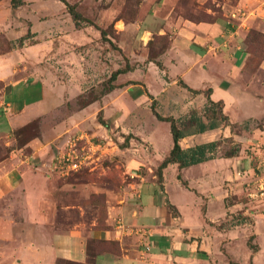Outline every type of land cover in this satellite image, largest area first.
Returning <instances> with one entry per match:
<instances>
[{
    "label": "crops",
    "instance_id": "0c3cea01",
    "mask_svg": "<svg viewBox=\"0 0 264 264\" xmlns=\"http://www.w3.org/2000/svg\"><path fill=\"white\" fill-rule=\"evenodd\" d=\"M12 1L0 0V124L7 131H13L39 118L47 121L45 125L50 126V133H55L53 127L57 123L52 121L57 119L56 104L49 105V85L45 80L51 77V63L60 62L66 67L65 63L71 59L84 58V55L86 58L96 35L91 32V26L76 27L60 0H20L19 4ZM230 1L217 4L221 10L213 21H193L180 15L169 17L168 24L157 29L159 34L170 33L167 48L157 58L162 67L152 61L146 65L148 70L156 71L151 78L152 88L145 81L147 74L143 73L144 77L138 80L145 86L135 85L142 91L134 89L132 84L125 86L121 108L144 102L151 106L155 101L158 108L167 110L163 116L179 117L181 111L184 114L202 107L207 100L204 91L210 89V98L223 102V111L230 121L263 119L264 56L260 59L253 56L246 48L245 39L250 30L264 35V0ZM19 38L23 39L21 43L17 42ZM8 41H12V46H8ZM84 49L83 55L80 51ZM92 51L89 57L100 60L95 48ZM125 73L129 74H120ZM90 106L70 111L63 120L64 128L69 125L66 121L84 119L93 105ZM213 130L184 136L180 145L187 148L214 141H194ZM225 130L218 132L230 136ZM253 131V138L264 140V125ZM51 135L45 137L44 143L40 137L33 138L0 160V201L18 209L23 207L19 218L11 216L7 208L0 210V237L25 239L17 241L6 253L17 258L15 264H54L58 258L85 262L88 238L114 240L119 245V254L102 252L95 264H222L215 254L219 244H212L216 236L204 230V218L214 220V216H222L241 203L236 200L232 205H225L222 199L218 210V201L215 204L213 199H207L206 192L223 188L226 178L230 182L225 183L226 192L241 197L242 190L238 189L236 180L246 167L245 171L255 176L245 186L249 197L255 181L264 177V145L257 148L253 143V155L248 160L243 159L245 151L240 147L231 155H214L181 168L177 163H170L162 171V181H155L154 175L150 179L141 176L137 182L123 184L119 195L107 192L105 221L109 228L88 231L80 224H73L53 230L49 225L53 215L52 192L49 193L52 176L48 171L43 172L54 153L48 144L54 137ZM12 141L6 139L4 144L9 146ZM170 147L164 154L157 152L159 162ZM147 160L150 162L149 156L143 153L138 157L126 156L128 171L139 168ZM34 162L40 168L34 167ZM142 168L153 172L150 165ZM38 188L43 190L36 199L34 192ZM20 222L25 224L23 232L18 229ZM30 225L37 228L39 244L31 241ZM37 257L40 261L34 263Z\"/></svg>",
    "mask_w": 264,
    "mask_h": 264
},
{
    "label": "rangeland",
    "instance_id": "374dc122",
    "mask_svg": "<svg viewBox=\"0 0 264 264\" xmlns=\"http://www.w3.org/2000/svg\"><path fill=\"white\" fill-rule=\"evenodd\" d=\"M66 1L73 5L74 10L82 18L91 23L81 22L82 26H91V32L93 31V35H96L95 43L93 47L89 46L88 53H93L92 50L95 48V52L102 60L94 61L88 53L85 58L86 49H84L80 51L84 58L69 60L65 63L66 67L60 62L51 63V77H46L45 80L49 85V93H47L49 105L56 104L57 119L52 121L57 123L54 127L52 126L56 131L53 132L54 134L50 133V126L45 125L47 121L40 119L39 129L43 132L44 138L40 136L39 140L44 143L47 139L45 137L49 134H52L51 137L54 136L51 138V143H48L51 151H54V156L51 154V160L47 161L45 167L47 170L43 171L42 168L40 170L48 171L52 176L49 193L52 192L53 200L50 201L53 203L51 207L53 215L52 222L49 224L50 229L61 230L73 224H80L81 228L89 231L90 228L104 227L108 193L112 196L119 195L123 184L137 182L141 176L150 179L154 175V180L158 181L157 152L164 154L169 145H172L169 123L157 119L149 103L130 104L126 108H121V102L125 99L123 92L129 84H132L134 89L142 91L140 86L135 85L145 86L144 82L138 80L144 77L143 73L147 74L145 81L152 88L151 78L156 75V71L153 70L154 68L148 70L146 65L150 58L157 56L159 51L167 46L170 37L169 32L159 34L157 29L165 27L169 17L177 15L182 17L190 15L204 19L210 16L215 17L221 10L217 5L219 2L228 4L232 1L203 0L202 3L199 0ZM65 9L67 11L66 7ZM96 26L105 30V38L101 37ZM1 43L0 38V46ZM118 69H124L129 74H118L114 80H111V74ZM111 85L116 87L110 90ZM153 87L157 88V85L153 83ZM106 91L108 92L105 93ZM89 103L93 105L89 114L81 121H66L69 125L66 126L67 129L64 128L63 120L66 115L78 107L90 105ZM155 106L159 114L167 113V110ZM190 110L184 114L181 111L179 117H183ZM263 120L264 117L234 121L237 127L234 129L232 127V130L231 126L219 127L221 130L226 128L225 132L227 134L230 132V136H223V132H218L220 129L216 128L212 133L196 138L194 141L215 140L217 146L210 153L212 156L223 155L236 150L237 147L239 150L243 147L245 151L242 153L243 159L248 160L253 155L252 143L257 148L264 145V140L258 137L253 138L252 135L254 129L263 128ZM37 131L36 124L20 129L17 133L7 131V128L0 124V159L8 155L7 147L15 149L12 146L16 147L28 139L38 138ZM246 131H248L247 134H245ZM56 132L59 133L56 134ZM14 138L15 142L12 141L9 146L4 144L6 139L14 140ZM70 141H75L78 148L86 149H89V142H99L102 148L90 153L91 158L86 166L82 165L77 171H66L61 167L62 161L59 155L69 148ZM184 144L185 142L182 141L183 146ZM142 153L149 156L150 162L144 161L139 164V168L128 171L126 156L138 157ZM251 162H253L252 159ZM145 165L152 166L153 172L142 168ZM34 167L40 168L36 162ZM245 169L246 167L241 170L240 177L236 180L238 189L243 191H240L241 197L238 194L226 192L225 188H228V185L225 183H230L226 178L223 181V188H213L206 192L207 199H213L215 204L218 201V210L222 199L225 205H232L236 200H240L241 203L224 212L222 216H214V220L204 218L206 222L204 230L216 236L215 241L212 239V244L215 246L219 244L215 254L222 264H264V200L253 201L246 196V183H251L255 176ZM42 190L38 188L34 192L36 199L39 198ZM6 208L12 214L11 216L17 218L23 209V207L18 209L1 200L0 210ZM247 208H249L248 212ZM17 225L21 232L25 230L24 223L20 222ZM29 229L32 233L31 241L39 244L40 238L36 226L30 225ZM24 240L22 237L11 240L0 237V264H8V262L15 264L17 258L13 254L6 255V253L11 251L10 247H14L17 241ZM67 260L58 258L54 264H78ZM33 261L37 263L40 258H34Z\"/></svg>",
    "mask_w": 264,
    "mask_h": 264
},
{
    "label": "trees",
    "instance_id": "16d2710c",
    "mask_svg": "<svg viewBox=\"0 0 264 264\" xmlns=\"http://www.w3.org/2000/svg\"><path fill=\"white\" fill-rule=\"evenodd\" d=\"M65 4V7L67 8V11L71 15L72 20L75 23L76 27H81V22H87L88 24H91L88 20L82 18V16L74 10L73 5H70L66 0H60ZM13 4H19L20 0H13ZM208 14V13H206ZM184 18L193 20V21H213L216 17L210 16L207 19L204 18H195L194 16H183ZM97 29H99L101 37L105 38L106 33L104 29H101L96 26ZM160 36V35H158ZM162 36V35H161ZM22 38H19L17 40L18 43L22 42ZM246 48L248 51L255 56L257 59H260L264 56V35L261 34L258 31L250 30L249 33L246 36L245 39ZM168 43L166 44L168 46ZM8 46H12V41H8ZM165 46L162 48L158 55L154 58H150L148 61L154 62L157 66L162 67L161 62L157 59L167 48ZM127 71V70H126ZM121 72H125L124 69H118L114 73L111 74L110 79L114 80L118 74ZM116 87V85L114 86ZM113 85H111L110 90L114 88ZM106 91L105 93H107ZM193 92H201V90H194ZM206 95V102L205 104L200 108H195L190 110L187 114L183 115V117H173V116H163L159 114L156 110L155 103L153 102L151 104V109L153 114L156 116L157 119L162 121H167L169 123L170 127V133H171V139H172V145L170 149L167 151L163 159L159 162L157 167V175H158V181H162V171L163 169L170 163H177L179 168L189 166L192 164H196L205 160H208L212 157L210 153L214 150V148L217 146V142L210 141L206 143L201 144H195L194 146L183 148L180 145V140L187 135H192L196 133H202L207 130H213L216 128H219L221 126H231L234 129V127H237V123L230 122L228 116L223 111V102L222 101H213L210 98V89H207L204 91ZM93 101V100H92ZM36 120V121H34ZM16 129H14V133L18 132L20 129H24L27 126H30L31 124H36V127L38 129L37 136H41L42 132L39 125H41V121L39 118L34 119ZM38 120V121H37ZM248 131L245 132L247 134ZM34 137V136H33ZM33 139V138H31ZM24 141L22 144L15 146H12L14 148L22 147L25 145L29 140ZM15 142V138L13 140ZM13 148L7 147V152H10ZM239 150V147H237L236 150H231L226 153L227 154H233L236 153ZM8 154V153H7ZM7 156V155H6ZM5 156H3L0 160H2ZM106 214L104 217V227L97 229H107L109 226L106 224ZM86 260L85 262H77V261H71V262H77L78 264H95L96 257L102 253V252H108L112 254H119L120 249L117 241L114 240H106V239H96V238H88L86 242Z\"/></svg>",
    "mask_w": 264,
    "mask_h": 264
},
{
    "label": "built area",
    "instance_id": "2783aa9c",
    "mask_svg": "<svg viewBox=\"0 0 264 264\" xmlns=\"http://www.w3.org/2000/svg\"><path fill=\"white\" fill-rule=\"evenodd\" d=\"M70 142L69 148L59 155V159L62 161L61 167L66 171H77L82 165L85 164L86 166L91 158L90 153L92 151L94 153L96 150L102 148V145L99 142H89V149L84 147L78 148L75 141ZM254 184V187L248 193L249 197L257 200L264 199V177L257 179Z\"/></svg>",
    "mask_w": 264,
    "mask_h": 264
}]
</instances>
